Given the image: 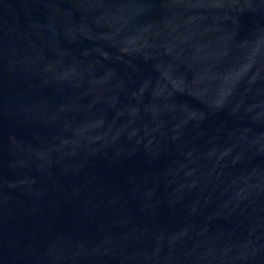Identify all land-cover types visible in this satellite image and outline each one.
<instances>
[{
    "label": "water",
    "instance_id": "95a60500",
    "mask_svg": "<svg viewBox=\"0 0 264 264\" xmlns=\"http://www.w3.org/2000/svg\"><path fill=\"white\" fill-rule=\"evenodd\" d=\"M0 264H264V0H0Z\"/></svg>",
    "mask_w": 264,
    "mask_h": 264
}]
</instances>
